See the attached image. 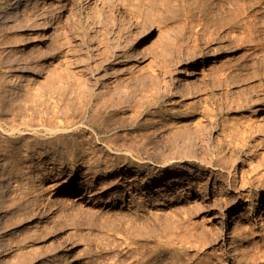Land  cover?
I'll return each instance as SVG.
<instances>
[{"label":"rangeland","instance_id":"374dc122","mask_svg":"<svg viewBox=\"0 0 264 264\" xmlns=\"http://www.w3.org/2000/svg\"><path fill=\"white\" fill-rule=\"evenodd\" d=\"M3 11L0 264H264V0Z\"/></svg>","mask_w":264,"mask_h":264},{"label":"bare ground","instance_id":"6f19581e","mask_svg":"<svg viewBox=\"0 0 264 264\" xmlns=\"http://www.w3.org/2000/svg\"><path fill=\"white\" fill-rule=\"evenodd\" d=\"M9 10H11V9H9ZM4 12V11H3ZM9 12V11H8ZM7 16V13L6 12H4L3 14H1L0 15V18L2 17V18H5ZM6 19V18H5ZM49 23H51V20H47L44 24H43V26L42 27H40L39 28V30H45V29H48L49 28ZM23 48H21V50H22ZM217 69V68H216ZM216 69H214V70H216ZM213 70V71H214ZM218 71H219V69H218ZM214 72H216L217 73V70L216 71H214ZM218 80H219V78L218 77H216ZM264 113V112H263ZM263 126V125H262ZM262 126H260V127H262ZM259 128V127H258ZM263 128V127H262ZM259 130H261V129H259ZM193 171V169L192 168H190V167H185V168H183L182 170H180V172H176L175 170H167V171H164V172H160V173H158V174H156V175H153L152 176V180H155V181H159V180H163V179H167V178H171V177H174L175 175H179V174H181V173H183V172H192ZM125 174H129V172L126 170V171H123ZM1 176H2V169L0 168V188H1V186L3 185L2 184V178H1ZM262 176V175H261ZM253 178H255V177H251L250 179H249V181H251V180H253ZM249 183H251V182H249ZM163 187V186H162ZM159 190H163V189H159ZM77 191H78V189L76 188V187H73V188H68V187H62V188H59V189H57V190H53L52 191V195H74V194H76L77 193ZM162 192V191H161ZM261 197H264V195L263 196H261ZM261 197H259V198H261ZM259 198H258V200H256V202H253V203H251L250 204V206H249V210H255L254 208H255V206L257 207H260V205H262L260 202L261 201H259ZM263 202V201H262ZM264 203V202H263Z\"/></svg>","mask_w":264,"mask_h":264}]
</instances>
